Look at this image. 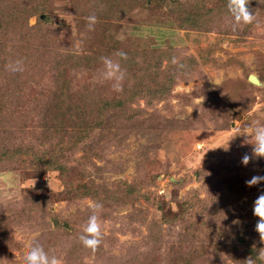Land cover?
Instances as JSON below:
<instances>
[{
  "label": "rangeland",
  "instance_id": "374dc122",
  "mask_svg": "<svg viewBox=\"0 0 264 264\" xmlns=\"http://www.w3.org/2000/svg\"><path fill=\"white\" fill-rule=\"evenodd\" d=\"M51 2L49 16L34 15L28 23L64 25L59 46L48 47L35 34L29 47L37 53L25 60V74L47 81L59 73L73 89L88 88L92 119L97 103L109 109L99 112L103 127L87 141L75 142L68 132L55 138L68 141L61 153L46 134L20 121L12 125L9 113H0V264H23L29 242L63 264H187L185 253L197 255L205 252L196 251L200 244L218 242L226 221L253 247L260 245L255 251H264L252 213L264 181L246 183L264 176V157L249 143L253 128L264 126V0H248L254 20L242 26L233 25L226 0ZM90 15L96 17L91 29ZM102 57L124 71L118 92L101 76ZM249 74L259 84L250 83ZM50 109L57 125L68 124L67 114L77 111L55 98ZM42 141L51 144L54 164L8 156ZM90 201L102 205L95 251L77 238ZM240 218L248 225L244 231L237 228ZM158 233L163 238L157 242ZM248 258L254 260L240 251L223 261L247 264ZM199 260L193 264H221Z\"/></svg>",
  "mask_w": 264,
  "mask_h": 264
},
{
  "label": "trees",
  "instance_id": "16d2710c",
  "mask_svg": "<svg viewBox=\"0 0 264 264\" xmlns=\"http://www.w3.org/2000/svg\"><path fill=\"white\" fill-rule=\"evenodd\" d=\"M52 11L51 0H0V113L3 111L8 112L10 115L8 118L12 125L16 121H20L23 123V127L29 124L32 127V133L46 134L48 140L56 143L53 146V149L54 147L56 149V153H61L64 151L65 146L67 147L68 145V141H62V137L67 136V132L72 134V136L69 135L70 139L74 136L77 137L75 142L87 141L90 139L91 132L99 128L101 124V127H103L102 121L105 117L101 120L103 114L99 112H105L109 109V106L106 103H97L98 116L92 119L89 113L93 106L85 103L89 98V91H86L88 88L83 87L82 90L73 89L66 79L60 78L59 73H56L47 81H43L42 76H39V79L36 80L34 78L36 73H33L34 75L31 72L32 75L30 73L29 75L25 74L26 68L24 66H28L25 64V60H31L34 53H37V50L29 47L30 42L36 39L34 38L35 34L40 36V39L49 41L50 45H47L48 47L58 48L59 46L57 40L62 36L61 28L65 27L64 25L57 24V27L53 23L49 24L42 20H38L34 25H29L28 23L30 17L34 15L47 17ZM8 25L11 28L6 27L5 29L4 27ZM60 47H62V44H60ZM46 53L47 51L44 54ZM15 60L22 61L23 70L12 73L6 65ZM30 64L33 66L32 62ZM60 65L58 62V66ZM61 68H65V66ZM5 78L8 80L10 78V82L3 84L2 82ZM99 97L106 100L105 95ZM54 98L59 102H67L77 110L73 114H67L68 124H56L59 123V120L57 121L55 113H52L50 109L51 101ZM102 99L101 101H103ZM118 102L121 105L125 101L118 100ZM54 117L55 123L53 122ZM32 122L35 124H32ZM57 137L62 139L54 141ZM46 142L50 143L47 140ZM33 143L26 144L19 150L18 148H13L9 151L8 156H11L12 160L18 159L20 163L32 160L35 164L44 163L48 166L56 162L49 160L54 155L53 153L50 156L49 150H47L51 144H47L48 146L46 144L43 145V141L39 144ZM229 224L230 221L223 222V225L218 228L219 234L221 233L218 237V242L217 239H212V241L200 244L199 247L201 248H196L197 252L205 248L206 253H198L197 255L185 253L184 261L187 264H193V262L200 259L199 261H221V264H224V259L234 258L236 253L241 251L242 253L245 252L246 255L252 256L254 264H264V261L258 258L260 252L254 249L260 245L253 247L250 242L243 239L241 232L234 233V228H229ZM247 226L240 218L237 228L244 231ZM158 230L159 225H157L156 231L158 232ZM229 233L234 234L235 238L229 237ZM161 238L163 236L158 233L154 239L158 242Z\"/></svg>",
  "mask_w": 264,
  "mask_h": 264
},
{
  "label": "clouds",
  "instance_id": "9594fccd",
  "mask_svg": "<svg viewBox=\"0 0 264 264\" xmlns=\"http://www.w3.org/2000/svg\"><path fill=\"white\" fill-rule=\"evenodd\" d=\"M227 12L229 13L233 25H245L254 20L252 12L248 9V0H226L225 5ZM88 28L91 29L96 22L95 15L87 17ZM117 56L120 58H126V53L117 52ZM103 63V71L101 76L105 80L112 81V88L114 91L121 90V81L124 79V71L118 61H114L109 57L101 58ZM173 63H176V59L173 58ZM8 70L12 72H18L23 70V64L21 60H15L6 65ZM219 85V82H214ZM187 91H191L190 89ZM204 99V97H203ZM203 99H198L195 103L201 104ZM175 103V101H173ZM192 108H188L190 112ZM249 143L252 145V151L255 155L264 157V126H256L251 133V139ZM249 157L247 155L242 157V163L246 164ZM259 181H264V176H253L250 180L246 181L247 184H256ZM88 207L92 209L91 214L87 217L86 221L81 225V231L78 234V240L81 245L92 251L101 244L102 232L101 225L98 222V211L102 205L98 202H88ZM252 213L254 216L259 217L255 228L259 232L260 237H264V194L259 195L253 202ZM258 258L264 261V251L258 254ZM23 264H63L60 257L55 254H50L49 251H45L44 247L39 243L29 242L25 244V252L23 255ZM247 264H254L252 258H248Z\"/></svg>",
  "mask_w": 264,
  "mask_h": 264
},
{
  "label": "water",
  "instance_id": "95a60500",
  "mask_svg": "<svg viewBox=\"0 0 264 264\" xmlns=\"http://www.w3.org/2000/svg\"><path fill=\"white\" fill-rule=\"evenodd\" d=\"M248 81L252 84H259L257 78L253 74L248 75Z\"/></svg>",
  "mask_w": 264,
  "mask_h": 264
}]
</instances>
